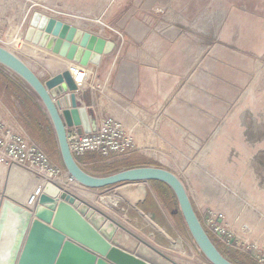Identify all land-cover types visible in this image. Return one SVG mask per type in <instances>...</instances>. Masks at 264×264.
<instances>
[{"label": "rangeland", "instance_id": "obj_1", "mask_svg": "<svg viewBox=\"0 0 264 264\" xmlns=\"http://www.w3.org/2000/svg\"><path fill=\"white\" fill-rule=\"evenodd\" d=\"M263 6V0H0V41L6 44L13 35L14 49L10 51L40 75L42 67L55 72L57 61L56 56L37 53L23 38L40 9L71 21L86 20L116 43L108 63L119 53L118 72L124 66L138 67L142 97L150 103L145 108L160 113L161 119L139 125L145 130L137 133L143 148L139 152L120 158L92 157L112 165L111 173L124 170L127 161L173 172L185 184L200 219L213 231L222 228L232 234V221L241 226L252 224V254H257L264 250V47L259 39L264 28ZM132 19L140 20L150 31L141 44L125 34ZM101 91L99 98L104 96ZM85 98L89 104L96 102L90 93ZM0 99L24 123L18 103L5 91H0ZM38 137L36 142L44 148L42 136ZM54 157L62 166L59 149ZM13 167L0 163L1 204L4 194L20 203L27 201L32 188L24 172ZM28 174L40 181L39 175ZM137 183L144 188V196L146 191L155 194L150 182ZM133 188L127 183L101 189L111 207L104 210L111 216L106 218L118 224L119 233L140 251L144 249L145 255L150 256L146 249L153 250L162 263L211 264L183 217L176 219L165 211L171 244L158 240L162 246L158 250L147 244L151 229L146 222L151 217L141 222L139 230L125 225L120 209L137 205L138 201L134 205L125 196ZM239 242L235 240L232 247L218 246L227 255L245 254L238 248L243 246Z\"/></svg>", "mask_w": 264, "mask_h": 264}, {"label": "water", "instance_id": "obj_2", "mask_svg": "<svg viewBox=\"0 0 264 264\" xmlns=\"http://www.w3.org/2000/svg\"><path fill=\"white\" fill-rule=\"evenodd\" d=\"M41 50L85 68L99 67L116 43L35 12L24 36ZM0 66L23 80L38 96L53 126L62 163L81 185L105 189L137 182H161L173 191L187 229L211 264H235L216 246L201 221L188 190L173 172L142 166L97 176L88 173L71 152L66 127L78 126L80 134L97 131L95 107H78V86L70 71L42 79L20 57L0 44ZM74 198L48 183L38 201L29 206L4 194L0 210V264H149L116 246L75 207ZM6 234L12 235L7 245Z\"/></svg>", "mask_w": 264, "mask_h": 264}, {"label": "built area", "instance_id": "obj_3", "mask_svg": "<svg viewBox=\"0 0 264 264\" xmlns=\"http://www.w3.org/2000/svg\"><path fill=\"white\" fill-rule=\"evenodd\" d=\"M0 44H2L1 41ZM68 70L78 86V91L75 92L78 107H89L90 105H88L87 99L84 97L91 91H97L96 85H94L95 76L91 73L90 68H85L79 64H70ZM97 108V131L90 134H80L79 129L81 127H66L68 143L75 158L87 154H99L107 158H120L135 154L140 149H143L141 148V139L136 131L105 110L101 100L97 103ZM138 124L141 125L143 122ZM0 163L39 175L40 181H44L45 186L51 183L59 187L62 194L74 198L73 205L81 210L92 223L94 222L88 216V209H94L104 218L109 216L104 211L106 208H111L107 201L109 198L100 194L99 189L81 185L69 175L63 166L53 161L46 151L31 137L18 116L1 103V99ZM38 199H36V202ZM97 199L103 205L102 208L96 205ZM117 206L115 204V207ZM202 222L207 232L216 236L223 245L232 247L235 242L234 235L226 233V229L222 228H216L213 231L209 223ZM238 248L244 251L256 264H264V250L257 254H252L248 247Z\"/></svg>", "mask_w": 264, "mask_h": 264}, {"label": "crops", "instance_id": "obj_4", "mask_svg": "<svg viewBox=\"0 0 264 264\" xmlns=\"http://www.w3.org/2000/svg\"><path fill=\"white\" fill-rule=\"evenodd\" d=\"M263 5H264V0H263ZM254 7L257 8V5L255 4ZM39 11L43 14H47L49 16L55 17L56 19L63 21L64 23H67L79 29L88 31L94 35H97L101 38H104L110 41L109 38L97 32L95 28L86 20L71 21L67 19L66 17H62L60 13H54V11L52 10L40 9ZM65 15L66 14L64 13V16ZM263 21H264V16H263ZM14 23H19V20L18 22L14 21ZM24 32H26V29ZM149 33L150 31H148V29L142 24V22L137 19L130 20L125 28V34L127 35V37H129L136 44H141L144 41H146V38ZM260 34L262 35L259 39L261 40V43L264 47V28L262 31H260ZM11 39H13V35L10 36L8 40L6 39L8 41L6 44L4 42H1L2 43L1 45L4 47H9V48L11 47L14 49V41H12ZM26 44H29V43H26ZM37 49H38L37 53L46 54L47 56L53 55L39 48ZM116 49H117V46H116ZM111 55L104 56L102 59L101 65L99 67H93L92 65L90 66V69L94 73V76H95L94 85H96L97 91L89 92L91 95L95 96L96 102L90 103V104L88 103V105L95 107L97 111L98 109L97 103H99V101L101 100L105 110L113 114L119 120L123 121L131 129H134L136 133L143 132L145 130L141 129L138 123L140 122L142 123L145 121L149 122L150 119H157V121H160L161 119L160 113L155 114V112L151 111V109L148 110L147 108H145L146 105L144 104H150V103H148L149 101L144 100L142 97L144 93L142 91V87L140 86V77L138 74V67L137 66H124L123 69L120 72H118V69L120 67L119 63L121 62V54L119 53L115 54L114 57H112V59L110 60L111 63L109 64L108 58H110ZM53 56H56V55H53ZM56 59L57 61H56V71L55 72L51 71L50 69H45L43 67H42V70L44 72H42L41 75L37 72V70H34V71L42 79H46V78L53 77V76H56L62 73L63 71L68 69V66L71 64L69 61L59 56H56ZM101 90H104V96H101L99 98L98 93L99 94L103 93ZM106 102L109 103L108 108L106 107ZM97 114H98V111H97ZM170 117L171 116H169V118ZM132 123H135V126H133ZM149 124L151 123L149 122ZM155 126H157V124H155ZM150 127L152 128L151 125H149V128ZM84 166L87 167L88 164L85 163ZM138 185L139 183H132V187H134L133 189H135ZM99 193L106 196V194L101 189H99ZM147 195H148V191H146V198H147ZM153 196L156 202L158 203V205L161 207L164 216L166 217V212L165 210H163L162 205H160L158 196L156 195V193L153 194ZM146 198L135 206L131 205L129 208L122 207L120 209V213H121L120 218L122 219L123 223H125V225H129L132 228L139 230L137 227H139L141 222H146L149 219L148 217H151V220L149 219L150 223L146 222L147 224L146 226H148L151 229L148 232L147 244L151 246L153 249L158 250V247H162L160 246L158 240H162L164 245H166L167 243L171 244L170 243L171 238L169 236L170 232L167 226L162 227L159 224H157L155 221H152L153 220L152 216L146 215L139 208V204L144 203ZM96 205L99 206L100 208L103 207V205L100 204L98 199H97ZM0 210H1V200H0ZM109 217L111 216L109 215ZM119 225H122V227L125 228L126 230L128 229L125 225L121 223H119ZM230 225H231V229L233 232L232 234L234 235L235 240H239L240 241L239 243L243 245L242 247L244 248L248 247L249 250L252 251V224H249V225L244 224L241 226L240 224L236 225V223L232 221ZM245 225H247L246 229L243 228V226ZM128 230L130 231V229ZM131 233L135 234L133 231H131ZM111 240L116 246L118 245L119 248L136 255L137 257L148 262L149 264H165V263H162L160 259H157V257L154 255L153 250L151 251L150 248L146 249L148 250V252H150V256H147L145 255L144 249L143 251H140V247L136 243H133L132 241H131L132 244H127L126 246V245L121 244L120 242H117L115 239L114 240L111 239Z\"/></svg>", "mask_w": 264, "mask_h": 264}, {"label": "trees", "instance_id": "obj_5", "mask_svg": "<svg viewBox=\"0 0 264 264\" xmlns=\"http://www.w3.org/2000/svg\"><path fill=\"white\" fill-rule=\"evenodd\" d=\"M0 91H5L10 98H12L16 103H18L20 108V115L24 121L26 129L30 133L31 137L39 139L38 136H42L43 138V146L46 153L55 161L54 156L58 150V143L56 141L55 132L51 121L47 115V113L43 110L42 106L40 105L39 101H37L35 95L28 90L27 85L20 79L14 78L7 72L3 67L0 66ZM36 137V138H35ZM37 140V139H36ZM35 140V141H36ZM95 154H87L82 157L76 158L78 163L82 166L84 170L88 173L97 176H104V174L111 173L108 170L111 168L112 165H108L104 160L95 159ZM131 161H127L125 164L127 166L124 167L125 169L134 168V167H142L148 166L149 164L142 163L139 166L129 164ZM87 163L88 166L93 172H89L84 164ZM155 165V164H154ZM62 166L64 167L63 163ZM65 168V167H64ZM119 172V170H113L112 173ZM103 175H101V174ZM111 173V174H112ZM108 175V174H107ZM153 190L158 196L161 204L163 205V210L167 211L168 213L172 214V217L179 219L182 218V214L179 210L177 199L169 186L164 183L151 181ZM145 191L144 188L136 187L135 189L131 190V192H127L125 196L132 202L140 203L146 198L144 196ZM142 198V199H141ZM139 208L149 216H152L153 221H155L160 226H166V222L164 221V214L162 212L161 207L156 202L153 194L151 191L148 192L147 198L144 203L139 204ZM202 221V220H201ZM210 237L212 238L213 242L216 244L218 249L222 252L218 243L221 244L219 240H215L213 235L208 232ZM223 253V252H222ZM231 262L235 264H256L254 263L249 256L245 254H239L238 252H234L230 255L223 253Z\"/></svg>", "mask_w": 264, "mask_h": 264}, {"label": "bare ground", "instance_id": "obj_6", "mask_svg": "<svg viewBox=\"0 0 264 264\" xmlns=\"http://www.w3.org/2000/svg\"><path fill=\"white\" fill-rule=\"evenodd\" d=\"M9 50L10 48L7 47ZM13 75V74H12ZM15 167V166H14ZM13 167V168H14ZM18 168V167H16ZM20 169V168H18ZM22 170V169H20ZM26 175V177L29 178V184L32 186L31 191L29 195L27 196V201L23 202V204L33 206L36 203V199L40 197L41 193L43 192L45 183L44 181H38L34 177H32L28 172L22 170ZM130 202V201H129ZM132 204V203H131ZM88 216L91 218V220L94 222L96 226L99 227V229L106 235L109 239H115L117 242H120L123 245L131 244L127 236L122 235L119 233V226L118 224L110 221V219L104 218L100 216L94 209H88ZM5 242L7 245H9L12 242V235L6 234L5 236ZM120 245V244H119ZM118 246V245H117Z\"/></svg>", "mask_w": 264, "mask_h": 264}]
</instances>
